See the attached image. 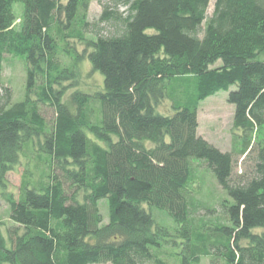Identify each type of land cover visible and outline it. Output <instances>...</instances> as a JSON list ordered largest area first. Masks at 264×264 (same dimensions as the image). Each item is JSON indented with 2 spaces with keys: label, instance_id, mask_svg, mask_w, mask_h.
<instances>
[{
  "label": "trees",
  "instance_id": "trees-1",
  "mask_svg": "<svg viewBox=\"0 0 264 264\" xmlns=\"http://www.w3.org/2000/svg\"><path fill=\"white\" fill-rule=\"evenodd\" d=\"M91 2L0 0V192L16 224L9 244L0 221V264H171L169 246L178 264H264V0H215L210 17L211 0H100L94 22ZM4 54L27 61L21 101L3 82ZM85 58L103 87L65 95ZM221 90L241 131L230 152L198 133L201 102ZM234 153L253 156L239 180ZM31 154L43 177L27 167L16 196L8 173ZM192 159L229 196L226 221L192 216Z\"/></svg>",
  "mask_w": 264,
  "mask_h": 264
},
{
  "label": "rangeland",
  "instance_id": "rangeland-1",
  "mask_svg": "<svg viewBox=\"0 0 264 264\" xmlns=\"http://www.w3.org/2000/svg\"><path fill=\"white\" fill-rule=\"evenodd\" d=\"M208 8V17L213 15L215 6V0H211ZM23 3L18 2L15 5V11L17 15L22 14ZM88 19L92 22L99 19V16L103 10L100 0H92L89 6ZM124 9V8H123ZM19 23V21H17ZM79 50H82L81 45H78ZM2 62L3 82L6 86L11 87L13 91V98L15 101H21L25 98L26 93V79H27V61L24 56H15L12 54H4ZM70 62L69 59L66 61ZM77 65V77L72 83L65 82V84L71 85L65 95H69L77 88L83 90L94 91L103 87V75L99 71H95L92 67V63L89 59L85 58ZM221 63V60L218 62ZM64 84V85H65ZM229 92L221 90L217 94L209 96L205 101L201 102L198 108V133L202 135L207 141L213 143L216 147L222 149L225 152L233 151L234 146L239 144L238 149L241 147L239 142L241 131L233 128L235 106L230 102ZM67 98V97H66ZM42 113L49 123L54 120V110L48 105L41 106ZM158 110L161 113L172 114L171 102L168 99H163L158 104ZM236 139V140H234ZM239 142V143H238ZM37 145V144H36ZM37 147V146H36ZM234 168L233 176L236 180L241 179L242 175L249 174L252 167V157L247 154L234 153ZM36 155L31 154L22 158L21 163L15 166V169L8 173L7 176V191L12 192L18 196L20 187L25 179V170L27 167H31L32 177L37 181L43 177V167H35ZM191 165L196 176V182L194 183L195 193H193V206L192 216L195 219L201 221V218L206 219L208 222L221 220L226 221L227 215L223 208V203L228 201V195L224 191L223 187L219 185L216 175L212 170L208 168L205 163L200 159H192ZM1 191V190H0ZM148 206V205H146ZM100 212L104 216V221L109 219L108 202L105 199L100 201ZM154 218L159 223H163L165 226H173L174 222L165 210L159 208L154 209ZM0 221L3 230V234L8 239V243H11L9 239V229L16 224L11 217V206L9 205L5 196L0 192ZM23 229H19L22 231ZM180 241V240H179ZM247 242L246 240L243 241ZM8 244V245H9ZM175 251H179V248H173L171 246L166 247L161 251L167 260L171 264H178L175 259L177 257ZM211 256H202L200 264H224L223 260L218 256L214 258ZM94 264H110V263H94ZM148 264H153L148 262Z\"/></svg>",
  "mask_w": 264,
  "mask_h": 264
}]
</instances>
